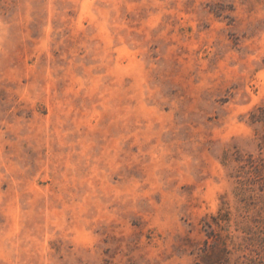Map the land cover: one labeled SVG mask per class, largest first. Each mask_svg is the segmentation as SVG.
Returning <instances> with one entry per match:
<instances>
[{
  "label": "rangeland",
  "instance_id": "374dc122",
  "mask_svg": "<svg viewBox=\"0 0 264 264\" xmlns=\"http://www.w3.org/2000/svg\"><path fill=\"white\" fill-rule=\"evenodd\" d=\"M0 264H264V0H0Z\"/></svg>",
  "mask_w": 264,
  "mask_h": 264
}]
</instances>
